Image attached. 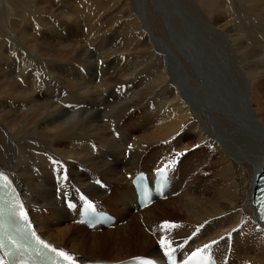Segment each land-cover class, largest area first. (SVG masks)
Returning <instances> with one entry per match:
<instances>
[{
    "label": "bare ground",
    "instance_id": "6f19581e",
    "mask_svg": "<svg viewBox=\"0 0 264 264\" xmlns=\"http://www.w3.org/2000/svg\"><path fill=\"white\" fill-rule=\"evenodd\" d=\"M5 1L15 13V41H0V171L20 190L38 232L80 264L159 257L146 228L172 241L180 259L215 240L205 252L219 264H264L252 195L264 169V0L214 2L211 18L195 0H38L44 7L33 4L35 11L26 3L36 0ZM57 9L59 18L47 17ZM80 26L83 44L67 43L61 31ZM198 37L215 41L216 54L204 55ZM131 85L117 103L104 100L113 86ZM149 102L157 105L154 129L136 139L138 150L124 161L110 129L125 132L122 120ZM145 148L159 163L154 169L168 165L165 157L181 162L168 197L128 220L135 196L121 168H148ZM76 165L87 171L72 179L64 167ZM125 179L129 193L114 188L111 208L99 207L117 217L114 227L88 230L73 222L78 214L65 208L67 193L98 198L105 192L96 181L113 187ZM168 213L181 218L164 235L158 222ZM145 214L150 223L140 222ZM131 244L130 251L145 254L128 256Z\"/></svg>",
    "mask_w": 264,
    "mask_h": 264
},
{
    "label": "rangeland",
    "instance_id": "374dc122",
    "mask_svg": "<svg viewBox=\"0 0 264 264\" xmlns=\"http://www.w3.org/2000/svg\"><path fill=\"white\" fill-rule=\"evenodd\" d=\"M24 1H26V0H24ZM168 1V0H167ZM196 1V3H198V6H200V9L202 10V11H204L206 14L208 13L209 14V17L211 18L212 17V12H213V5H214V2H219V1H221V0H202V2L200 1V0H195ZM137 2H140V3H142V0H137ZM0 11H2V12H4L5 11V13H4V15H3V17L2 16H0V21H1V23H0V41L1 42H3V44L5 45V46H8L9 44H10V42L11 41H15L14 40V37H12L11 36V34H10V23L9 22H12V18L15 16V13L14 12H12V10L10 9V4L9 3H7L5 0H0ZM20 3H23L22 2V0L20 1ZM37 3V5H38V7L41 9V7H44V4L42 3H39L38 2V0H36V2L35 3H26V5H28V7L31 9V10H34V5L33 4H36ZM40 4H41V7H40ZM137 6H139L138 4H137ZM140 7V6H139ZM2 8V9H1ZM9 8V9H8ZM44 10V9H43ZM35 11V10H34ZM208 11V12H207ZM37 12V11H36ZM57 12H58V9L55 11V12H53V13H47L48 14V16L47 17H56V18H59V17H57L56 15H57ZM11 13V14H10ZM38 13H40L41 15H44L43 13H41V12H38ZM26 14V13H25ZM207 14V15H208ZM28 12H27V17H28ZM46 16V15H45ZM34 19H36L35 17H33V19H31V20H29V22H31V23H33V21H34ZM49 19H51V18H48V20ZM80 29V30H79ZM84 29V30H83ZM86 29L84 28V27H82V26H80V27H78L77 29H74V28H72V29H65L64 31H61V35L62 36H64V39H69V41L67 42V43H70V41H72L71 43H74V42H76V43H74V44H77V42L79 41H84L85 40V35H83L84 34V32H85V34L87 33V31H85ZM83 33V34H82ZM69 37V38H68ZM77 38H79V40H76ZM104 40H109L110 41V39H108V37H106V38H104V37H102ZM72 39V40H71ZM75 39V40H74ZM73 40H74V42H73ZM193 40H198L197 42H198V45L201 47V49H202V51H203V53L204 52H206L207 54H209V53H212L213 55H215L216 54V48L215 47H217V45H215V41H213V40H206V39H202V38H200V37H198V38H194ZM83 41L82 42H80V43H82L83 44ZM203 41V42H202ZM205 41V42H204ZM210 41V42H209ZM213 41V42H212ZM7 42V43H6ZM51 42H53L52 40L50 41V43ZM49 43V44H50ZM66 43V44H67ZM161 44V43H160ZM209 46H208V45ZM54 46V44L52 45V47ZM172 46V45H171ZM213 46H215V47H213ZM9 47V46H8ZM211 47V48H210ZM159 48L162 50V48H163V52L165 51V52H167L166 51V49L163 47V45L161 46V45H159ZM53 49V48H52ZM89 51H91L92 52V50H90L89 49ZM173 51H174V53L177 51V49H175V48H173ZM214 52V53H213ZM204 55H205V53H204ZM207 57V56H206ZM16 60V59H15ZM13 61V60H12ZM17 61V60H16ZM15 63H14V61H13V63H11V62H9L8 63V66H13ZM28 67H34V65H30V66H28ZM128 88H132V85L131 86H128V87H126V88H118V87H115V86H113L112 88H110V96L108 97H104V100L105 101H107L108 103L109 102H115V103H117L119 100H121V98H123L124 96H125V92L128 90ZM113 104V103H112ZM155 104V105H154ZM70 105V104H69ZM69 105H67L66 107H65V109H73L72 107H70ZM151 105H154V106H151ZM156 103L155 102H149V104L148 105H146V106H143V107H141V108H138V109H135V111H131L130 112V114H128L126 117H125V119H123L122 121V123H120L119 124V127L121 128V127H124L125 128V132H120V130L119 129H117V126H116V129H115V127H114V124L112 125V128L110 129V133L112 134V137H113V139L114 140H116L117 142H118V144H119V146L120 145H122V147L124 148V153H123V155H124V158H123V160L124 161H126V159H128L130 156H129V152L130 151H134V150H138V148L137 147H135L134 145L136 144V139H139L140 138V140H142L141 138L142 137H144V135H146V134H148V133H150V132H152L153 131V129H154V124L156 123V120H155V112L157 111V109H156ZM70 107V108H69ZM154 107V108H153ZM102 112V113H101ZM104 113V111L103 110H101L100 111V114H103ZM119 132H118V131ZM221 131V130H220ZM125 137V138H124ZM133 137V138H132ZM114 142V141H113ZM115 143V142H114ZM149 147V146H148ZM147 147V148H148ZM147 148H145L144 150H141L142 152H144L143 153V157L145 158V159H147L148 160V162H149V165H148V168H143V167H139L138 169H136V170H149V171H152L155 167H157V165L159 164L158 163V161H156L155 159H154V155H153V153L151 152V150H150V148L149 149H147ZM140 151V150H139ZM165 155H167L166 153H163V156H165ZM101 156H103L104 157V159L106 160V161H108V163L110 162L111 163V161H112V159L111 158H109V155H108V153H107V151H105V150H101ZM171 156H169L168 158L169 159H172V160H174L175 162H176V160H177V156H173V157H171ZM165 158H167V157H165ZM165 158H164V160L162 161V162H164V163H166L167 164V162H166V160H165ZM159 161H161V159H159ZM1 162V161H0ZM180 162L181 161H179L178 163H179V165H180ZM1 164H3L2 162H1ZM134 164L135 165H137V161L136 162H134ZM132 165V166H130L129 168L131 169V168H134V166L135 165ZM178 165V166H179ZM125 167V168H124ZM136 167V166H135ZM65 168V170L67 171V172H69V176L72 178V179H75V178H77V173H80V172H82V173H84V172H86L87 171V169H86V167H83V166H80V165H76V166H71V167H69V169H67L66 167H64ZM75 168V169H74ZM78 168V169H77ZM121 168V167H120ZM178 168V167H177ZM77 169V170H76ZM124 169V170H123ZM74 170H75V172H74ZM136 170H128V172H127V170H126V166L125 165H123V168H121V171H123L125 174H130V173H133V172H135ZM75 175V176H74ZM122 182V183H121ZM114 188H117V189H119L120 191H122V192H124V193H126V194H128L129 192L127 191V182H126V179L124 180V181H120V184H119V182L118 183H116V185H113V187H111V191H113V189ZM78 190H80V189H78ZM77 190V192L76 193H78V194H83L84 192L83 191H81L80 190V192ZM85 194V193H84ZM83 194V195H84ZM88 197H90V195H88V194H86ZM99 199H102V200H99V201H101V203H103L105 206H103V207H107V208H111V204L107 201V199L110 197H108L107 198V195H100V196H97ZM102 206V205H101ZM101 208V207H100ZM113 208H115L114 206H113ZM132 207L131 206H129V210L130 211H128L125 215H124V217H125V219H128V220H135L136 219V216L138 215V213L137 214H133L132 213V209H131ZM116 209H119L118 207L116 208ZM146 215V214H145ZM142 216V217H140V222L141 223H150V220L152 221V219H151V216L149 215V214H147L146 216ZM138 217V216H137ZM165 218H168V219H164V218H160V221L158 222V227H160V228H162L161 226L164 224V222H169V224H175V225H179L178 223H177V221H178V219H180L181 218V216H179V215H177V214H170V213H168V214H166V217ZM142 219V220H141ZM129 222V221H128ZM130 225V224H129ZM175 229H176V227L175 228H169V229H163L164 231H166V233H164L163 231H162V229H161V233L162 234H164V235H168V233H171V232H173V231H175ZM133 233H136L135 231L133 232ZM152 235H154V234H152ZM126 250H127V252H128V256H135V255H137V254H145V253H139V252H137V251H134L133 252V250L132 251H130L131 249H134L133 248V244H131V246H128V247H126L125 248ZM118 250V249H117ZM98 252H101L100 250L98 251ZM92 256L93 257H95L96 259L97 258H101V259H106V258H109L108 257V255L106 254V255H104V256H102L101 254H98V253H94V254H92ZM92 260H95V259H92Z\"/></svg>",
    "mask_w": 264,
    "mask_h": 264
},
{
    "label": "snow or ice",
    "instance_id": "6c2138e0",
    "mask_svg": "<svg viewBox=\"0 0 264 264\" xmlns=\"http://www.w3.org/2000/svg\"><path fill=\"white\" fill-rule=\"evenodd\" d=\"M196 147H199V146L197 145ZM180 155H183V154L181 153ZM54 163H59V162L54 161ZM166 170H167V166L157 169V172L160 173L161 176H163V174L166 172ZM0 176H2V174H0ZM4 179H7V178L5 177ZM64 179H67V177L65 176ZM141 179H142V177H141ZM81 199H84V197L82 196ZM86 207L90 211L95 210L94 206L91 202H86ZM11 212L14 215H17L20 220H22V221L27 220V214L24 211V205L19 200H15L13 202ZM161 227H162V229H169V228L178 227V225L169 224V222H164V224ZM197 231H199V229ZM194 235H196V233H193V236ZM33 236H35V233H33ZM189 239H191V237H189ZM221 239H224V238L222 237ZM36 241L38 244L42 245L43 248L48 249L51 252H56L59 257L63 258L67 262V264H74L73 258L68 253H66L65 251L57 250L56 248H53L49 243L41 240L39 237H36ZM216 243H217V241L213 240V241H211V243L204 244L202 248H197L195 251H193L191 253V255L188 257V259L183 262V264H200V261L206 260V257L202 256V253L205 250L211 248L212 245H214ZM158 244H159L161 250L164 252V255L167 256L169 258V260H171L172 259V253L175 251V249L171 247L172 241L165 240L162 237L158 241ZM137 259L139 260V264H154V262L151 260H144V259H140V258H137ZM0 264H3V261H0ZM173 264H175L174 261H173Z\"/></svg>",
    "mask_w": 264,
    "mask_h": 264
}]
</instances>
